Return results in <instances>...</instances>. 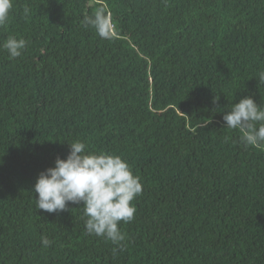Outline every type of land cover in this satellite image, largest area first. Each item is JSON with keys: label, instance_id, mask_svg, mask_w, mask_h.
Returning a JSON list of instances; mask_svg holds the SVG:
<instances>
[{"label": "trees", "instance_id": "16d2710c", "mask_svg": "<svg viewBox=\"0 0 264 264\" xmlns=\"http://www.w3.org/2000/svg\"><path fill=\"white\" fill-rule=\"evenodd\" d=\"M12 3L0 26V264H264V148L222 119L248 96L264 106V0ZM99 7L108 38L83 23ZM9 37L27 42L18 58ZM75 141L140 178L115 255L86 233L82 204L35 209L38 174Z\"/></svg>", "mask_w": 264, "mask_h": 264}, {"label": "clouds", "instance_id": "9594fccd", "mask_svg": "<svg viewBox=\"0 0 264 264\" xmlns=\"http://www.w3.org/2000/svg\"><path fill=\"white\" fill-rule=\"evenodd\" d=\"M12 7V0H0V26L7 23ZM28 11L26 7L25 14ZM83 23L101 38H108L114 30L112 14L104 7L86 16ZM26 43L22 38L9 37L3 48L14 59L21 56ZM258 78L264 84V71L258 73ZM222 119L227 129L238 130L245 147L264 148V106L257 105L250 96L232 105ZM68 145L65 159L57 158L54 167L38 174L32 188L36 194L35 209L52 214L66 211L68 204H82L86 233L116 245L115 255L118 249L123 250L125 240L120 224L134 219L136 208L132 202L142 194L140 178L121 156L103 152L86 154L85 143L80 141ZM41 243L50 247L52 241L42 236Z\"/></svg>", "mask_w": 264, "mask_h": 264}]
</instances>
